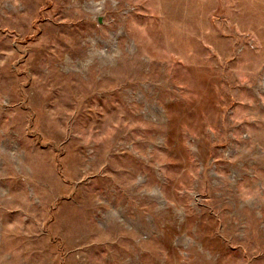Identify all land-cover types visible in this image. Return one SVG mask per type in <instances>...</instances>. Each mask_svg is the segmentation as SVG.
Wrapping results in <instances>:
<instances>
[{"label": "rangeland", "instance_id": "374dc122", "mask_svg": "<svg viewBox=\"0 0 264 264\" xmlns=\"http://www.w3.org/2000/svg\"><path fill=\"white\" fill-rule=\"evenodd\" d=\"M0 264H264V0H0Z\"/></svg>", "mask_w": 264, "mask_h": 264}]
</instances>
